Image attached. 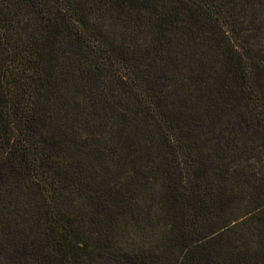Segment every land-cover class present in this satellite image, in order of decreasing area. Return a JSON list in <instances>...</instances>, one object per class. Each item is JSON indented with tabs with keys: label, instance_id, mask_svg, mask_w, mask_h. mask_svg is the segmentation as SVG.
Masks as SVG:
<instances>
[{
	"label": "trees",
	"instance_id": "obj_1",
	"mask_svg": "<svg viewBox=\"0 0 264 264\" xmlns=\"http://www.w3.org/2000/svg\"><path fill=\"white\" fill-rule=\"evenodd\" d=\"M261 14L0 0V264H264Z\"/></svg>",
	"mask_w": 264,
	"mask_h": 264
},
{
	"label": "rangeland",
	"instance_id": "obj_2",
	"mask_svg": "<svg viewBox=\"0 0 264 264\" xmlns=\"http://www.w3.org/2000/svg\"><path fill=\"white\" fill-rule=\"evenodd\" d=\"M261 16L264 18V15L261 14ZM244 22H243V27H247L250 24L247 23V19L243 18ZM260 25L264 26V21L259 23ZM225 28V26H224ZM229 35H231V33H228ZM251 160L250 162H248V166L249 165H253V167H257L256 164H254V162ZM149 186L151 189L155 188L158 190V185L156 183H153L150 181ZM156 194V192H155ZM154 194V198H157ZM241 206H245V200L243 202H241L240 204ZM249 208V207H248ZM246 206L245 207H241V209L239 211H235V208L232 207V209H230V211H235V213L231 214V215H237L240 214L242 212H244L246 210ZM150 216L153 217V220H156V216H157V211L155 210V208L151 209L150 212ZM144 225H146V228L144 227ZM160 234V230L159 228H157L155 225H151L149 223H142L140 222L139 224H134V223H130L129 226H125L123 227L119 232H117L116 234V238L118 239L119 242H123V243H130V244H134L135 246H141V245H150L152 243H154L157 238L159 237Z\"/></svg>",
	"mask_w": 264,
	"mask_h": 264
}]
</instances>
